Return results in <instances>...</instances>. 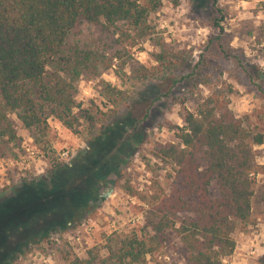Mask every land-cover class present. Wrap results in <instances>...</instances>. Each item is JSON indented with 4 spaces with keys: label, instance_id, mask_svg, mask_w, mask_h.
I'll return each mask as SVG.
<instances>
[{
    "label": "trees",
    "instance_id": "obj_1",
    "mask_svg": "<svg viewBox=\"0 0 264 264\" xmlns=\"http://www.w3.org/2000/svg\"><path fill=\"white\" fill-rule=\"evenodd\" d=\"M162 1L0 0V156L3 150L19 145L12 114L34 146L47 152L50 119L70 130L78 124V81L98 77L114 65V59L122 62L120 68L125 65V52L108 53L97 41L84 46L77 40L69 42L78 24L100 23L125 39L130 32L141 39L148 34L149 15ZM209 1L215 5L216 0ZM260 6L264 17V0ZM221 20L213 22L220 30ZM261 34L264 37V21ZM167 55L160 51L155 59L168 66L172 61ZM129 66L132 72L140 70ZM100 86V93L106 92L113 102L111 96L121 94L109 82ZM182 119L183 125L173 126L177 141L156 143L152 151L173 169L169 191L155 183L139 196L144 204L139 232L110 239L103 253H64L62 264H146L147 256L164 246L170 232L186 251L184 264H225L236 246L235 230L251 222L256 176L264 166L256 161L254 145L264 143V136L246 125L217 90L196 109H184ZM118 123L89 141L85 151H94L90 157L113 148L117 127L122 133L131 127L125 119ZM30 188L23 185L14 194L0 197V264H10L31 242L78 221L84 214L78 205L82 196L83 201L94 202L88 191L71 189L65 175L58 181L51 178L49 187Z\"/></svg>",
    "mask_w": 264,
    "mask_h": 264
},
{
    "label": "rangeland",
    "instance_id": "obj_2",
    "mask_svg": "<svg viewBox=\"0 0 264 264\" xmlns=\"http://www.w3.org/2000/svg\"><path fill=\"white\" fill-rule=\"evenodd\" d=\"M261 1L216 0L212 6L209 0H177L176 4L163 0L149 15V31L141 39L133 38V32L125 39L100 23L82 21L74 28L69 42L77 40L84 46L97 41L108 53L125 52L126 63L120 68L122 62L114 59V65L98 77L78 81V124L70 130L50 119L47 152L34 146L11 115L20 140L0 156V197L14 194L23 185L35 190L49 187L51 178L58 181L65 175L71 189L88 191L94 202H85L82 196L78 205L84 214L78 221L31 242L10 264H62L64 253H103L110 239L139 232L144 212L139 196L155 183L169 191L173 165L153 154L156 143L177 141L173 126L183 125V110L196 109L210 92L223 93L230 109L264 136ZM220 17L222 30L213 24ZM160 51L172 61L168 66L155 59ZM130 64L139 72H132ZM180 76L184 79L173 84L172 79ZM103 81L121 90L111 96L115 102L106 92L100 93ZM124 119L131 127L124 133L119 127L114 130L113 148L90 157L94 151L86 152L89 141ZM254 150L256 161L264 165V143L254 145ZM56 163L62 166L53 167ZM256 178L251 222L235 230L236 246L225 264H264V166ZM185 256L180 240L170 232L164 246L147 256L146 264H184Z\"/></svg>",
    "mask_w": 264,
    "mask_h": 264
},
{
    "label": "built area",
    "instance_id": "obj_3",
    "mask_svg": "<svg viewBox=\"0 0 264 264\" xmlns=\"http://www.w3.org/2000/svg\"><path fill=\"white\" fill-rule=\"evenodd\" d=\"M31 153H33V152L31 151ZM250 252H252V253L255 252V249H251Z\"/></svg>",
    "mask_w": 264,
    "mask_h": 264
}]
</instances>
